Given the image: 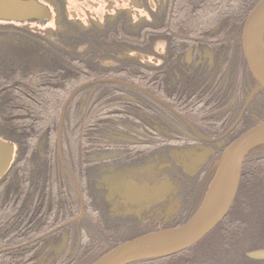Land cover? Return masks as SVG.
Masks as SVG:
<instances>
[{
  "label": "flooded vegetation",
  "instance_id": "obj_1",
  "mask_svg": "<svg viewBox=\"0 0 264 264\" xmlns=\"http://www.w3.org/2000/svg\"><path fill=\"white\" fill-rule=\"evenodd\" d=\"M14 1L16 15L30 2L46 18L0 17V98L6 88L17 96V83L47 103L56 97L50 138L68 151L78 139L76 158L60 172L67 196L59 226L30 264H87L136 233L186 222L226 147L264 119V88L246 65L236 25L219 12L201 21L190 14L192 0ZM17 59L27 65L20 76ZM3 129L14 161L17 145ZM47 138L30 162L33 190L25 194L17 175L1 185L7 171L0 178V237L31 219L20 212L22 199L46 209L42 222L53 213L54 195L36 184L43 172L47 184L51 177L41 154Z\"/></svg>",
  "mask_w": 264,
  "mask_h": 264
},
{
  "label": "trees",
  "instance_id": "obj_2",
  "mask_svg": "<svg viewBox=\"0 0 264 264\" xmlns=\"http://www.w3.org/2000/svg\"><path fill=\"white\" fill-rule=\"evenodd\" d=\"M192 1V8H196L197 11L190 12V14L206 18L202 13L207 12L206 15L211 18V16H215V12L227 13L225 21L230 25H236L239 36L247 13L258 2V0ZM262 44L264 51V35ZM25 66H27L25 63L17 59V76L27 73ZM19 85L17 83V96L10 95L14 91L13 88H6L5 92L9 94L4 98H0V122H3L0 123V126L4 128L6 135L14 140L19 151L18 158L13 161L7 170V175L1 185H7L11 181L15 182L13 179L15 175L20 180L27 179L31 182V159L37 155L40 138L48 135L45 148L41 154L43 160L46 163L48 162L50 174L58 179L57 184L59 187L54 195L55 203L52 212L54 218L61 217L62 206L65 203L64 198L67 196L60 173L65 166V161L61 158L62 152L59 155L57 140L50 138L56 137L57 129L53 128L57 125L59 119V110L56 107L60 108V105L55 102L56 97L53 98V102L47 103V98L33 95L31 85L28 83L25 90H20ZM89 116L90 114H86L84 122L88 121ZM75 140L74 144L70 143L69 148L77 153L78 139L75 138ZM64 146L63 140H61V148H64ZM263 149L262 145H258L245 158L236 198L227 215L212 231L195 245L178 254L163 258L140 260L130 264L255 263V258H252L251 254L254 251L264 249V159L259 158L260 155H257L259 151L264 153ZM39 167L40 165L37 168ZM43 171H46L45 167ZM41 176L42 180L36 184L46 185L45 172ZM71 195L76 198L72 185ZM4 218V214L1 213L0 219ZM6 221L4 222L8 226L11 221ZM24 222H27V220ZM49 227L48 221L42 222V219H39L38 224L33 227L28 228L24 223L11 227V232H7L3 237H0V264H30L35 260L33 256L48 235ZM98 257L90 259L87 264H91ZM236 259H241L242 263L236 262Z\"/></svg>",
  "mask_w": 264,
  "mask_h": 264
},
{
  "label": "water",
  "instance_id": "obj_3",
  "mask_svg": "<svg viewBox=\"0 0 264 264\" xmlns=\"http://www.w3.org/2000/svg\"><path fill=\"white\" fill-rule=\"evenodd\" d=\"M18 5V4H17ZM14 0L0 1V17L8 20L46 18L43 8L26 2L17 7ZM42 15H31L33 13ZM264 0L247 13L241 28L240 42L246 65L264 88ZM264 145V119L242 132L224 150L209 190L196 212L184 223L154 230L124 241L98 257L91 264H130L140 260L168 257L182 252L205 237L228 213L241 180L242 166L248 152ZM15 146L0 139V178L10 166ZM252 258L264 259V249L254 251Z\"/></svg>",
  "mask_w": 264,
  "mask_h": 264
},
{
  "label": "bare ground",
  "instance_id": "obj_4",
  "mask_svg": "<svg viewBox=\"0 0 264 264\" xmlns=\"http://www.w3.org/2000/svg\"><path fill=\"white\" fill-rule=\"evenodd\" d=\"M206 13L207 12H205V13H202L204 16H206V18L205 17H199V19L201 20V21H204V20H206L207 19V15H206ZM223 15H227V13H224L223 12ZM242 28V27H241ZM240 35H241V31H240ZM19 50H21L20 48H17V51H19ZM26 51L29 53V55L33 58L34 57V55H33V53L31 52V50H30V46L29 47H27L26 48ZM259 122V121H258ZM257 122V123H258ZM256 123V124H257ZM255 124V125H256ZM252 127V126H251ZM248 129V128H247ZM246 129V130H247ZM57 146H58V152H59V155L61 154V152H62V160H64V161H68V160H70V159H72V158H76V151H74V150H70V151H68V150H66V149H64V148H61V141H58L57 142ZM255 148V147H254ZM61 149V150H60ZM253 149V148H252ZM251 149V150H252ZM250 150V151H251ZM249 151V152H250ZM249 152H248V154H249ZM260 152V153H259ZM258 152V154L257 155H260L259 156V158H261V159H264V153H262V151H259ZM248 154H247V156H248ZM246 156V157H247ZM245 157V158H246ZM260 162V161H259ZM39 165H40V167H39V169L40 170H43V168L45 167L46 168V166L44 165V164H42V163H39ZM50 181H49V183L47 184L46 183V185L44 184V189L46 190V189H48V191H49V193H51L52 195H55V192H56V190L58 189V179H56L55 177H53L51 174H50ZM21 182H24V184H25V188H28L26 191H24V193L26 194V193H28L29 192V190L31 191V190H33V187H32V184H31V182L28 180L27 181V179H24V180H21ZM47 185H48V187H47ZM12 186H14L13 184H12ZM41 186H43V185H41ZM44 190V191H45ZM57 193H59V192H57ZM21 202H22V204H21V207H20V212H22V213H25V214H28V215H30L31 216V219L29 220V221H27V222H23L24 224H25V226L26 227H33V226H36L37 224H38V221H39V219H41L43 216H44V214H45V208L44 207H42L41 209H39V210H35V206H34V204L33 203H28V202H26L24 199H22L21 200ZM59 223H60V217H56V218H54V215H53V213L52 214H49V216H48V224L50 225V227H49V230H48V232H50L51 230H54V229H56V228H58V226H59ZM101 235L103 236V235H105V232L102 230L101 231ZM133 236H135V237H138V234L136 233V234H134ZM134 237V238H135ZM180 253V252H179ZM178 254V253H177ZM235 255V254H234ZM255 260H260V259H258V258H255ZM236 262H238V263H242V260L241 259H236Z\"/></svg>",
  "mask_w": 264,
  "mask_h": 264
}]
</instances>
